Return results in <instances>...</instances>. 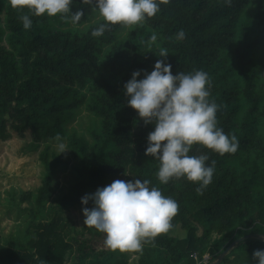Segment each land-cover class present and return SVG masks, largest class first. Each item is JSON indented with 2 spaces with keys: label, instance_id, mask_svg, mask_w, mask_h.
Returning a JSON list of instances; mask_svg holds the SVG:
<instances>
[{
  "label": "trees",
  "instance_id": "trees-1",
  "mask_svg": "<svg viewBox=\"0 0 264 264\" xmlns=\"http://www.w3.org/2000/svg\"><path fill=\"white\" fill-rule=\"evenodd\" d=\"M160 11L123 39L113 25L103 36L53 28L51 17L34 16L27 7L0 0V139L9 131L28 134L34 148L63 139L75 110L84 108L97 119L91 141L75 134L67 148L77 162V180L54 198L52 177L61 157L40 152L44 176L34 198L22 241L0 245V264H256L253 252L264 249V0H158ZM87 0H73L82 9V25L92 13ZM32 25L24 29L21 17ZM253 19L261 38H248L246 21ZM183 40L176 38L179 30ZM155 33L157 40L147 41ZM168 50L172 71L203 70L210 79V100L219 106L218 127L235 134L234 154L219 155L200 145L191 154L205 153L215 161L212 181L202 191L187 179L161 184L159 162L145 156L147 135L153 130L129 107L124 84L136 70L150 72L159 49ZM144 71L138 79L143 78ZM148 179L178 203L172 227L144 244L140 251L111 250L104 234L83 225L70 237L59 215L69 204L113 180ZM31 194L22 196V201ZM183 236L177 234V230ZM215 238L211 239V236ZM103 242L96 249L93 243ZM232 247L229 256L222 254ZM129 255L136 257L129 263ZM194 256L196 258H194Z\"/></svg>",
  "mask_w": 264,
  "mask_h": 264
},
{
  "label": "clouds",
  "instance_id": "clouds-1",
  "mask_svg": "<svg viewBox=\"0 0 264 264\" xmlns=\"http://www.w3.org/2000/svg\"><path fill=\"white\" fill-rule=\"evenodd\" d=\"M13 6L27 7L34 16L46 15L77 24L84 11H73V0H11ZM92 11L102 18L92 29L93 37L103 36L113 25L135 26L152 18L160 11L158 0H87ZM230 2V0H226ZM24 29L32 19L21 17ZM185 36L181 29L178 40ZM157 40L153 33L146 42L150 47ZM169 53L159 49V59L150 72L136 70L124 84V95L145 125L153 130L147 135L145 156L159 162L157 178L161 184L184 178L202 191L212 181L215 161L206 163L205 153L191 154L194 145L210 149L219 155L234 154L239 141L235 134L225 133L218 127L216 113L219 106L210 100V79L203 70L172 71L167 62ZM144 71L143 78L141 72ZM60 153L66 146L60 134L55 137ZM148 179H116L81 197L83 225L104 234V246L111 250L140 251L145 243L172 227V218L178 212V203L162 194L160 188L150 186ZM256 264H264V249L252 254Z\"/></svg>",
  "mask_w": 264,
  "mask_h": 264
},
{
  "label": "rangeland",
  "instance_id": "rangeland-1",
  "mask_svg": "<svg viewBox=\"0 0 264 264\" xmlns=\"http://www.w3.org/2000/svg\"><path fill=\"white\" fill-rule=\"evenodd\" d=\"M99 21H102V18L92 11L88 20L79 26L70 21L62 20L58 16L51 17L49 25L53 28L85 32L89 26ZM142 24L144 22L135 26L120 27L114 35L118 39H123L129 32ZM244 32L250 39L261 38L262 36L253 19L246 21ZM258 54L264 59V49H261ZM97 127V119L91 113L83 107L75 110L73 120L67 124L65 136L62 139L66 150H68L67 137L75 134L90 142L91 132ZM46 146H48L49 153L61 157L51 181L55 192L53 197L56 198L65 194L69 185L77 180V162L70 155L69 150L60 153L56 139L42 142L35 149L28 134L20 138L10 131L8 138L0 139V245L11 246L13 241H22L24 238L30 210L35 209L36 191L44 176V167L39 154ZM27 193L31 194V199L22 201V196ZM59 215L63 221L67 222L66 229L70 233V237L75 236L74 232H79L83 227L84 217L82 208L79 206L69 204ZM177 234L179 236L184 235L180 229L177 230ZM213 238L215 236L212 235L211 239ZM93 245L96 249H100L103 247V242L93 243ZM231 248V246L227 248L223 256H229ZM205 257H207L206 261L209 262V256L205 255L203 259ZM129 258V263L136 259L132 255H129ZM73 259L74 247L66 253L65 263L71 264Z\"/></svg>",
  "mask_w": 264,
  "mask_h": 264
},
{
  "label": "built area",
  "instance_id": "built-area-1",
  "mask_svg": "<svg viewBox=\"0 0 264 264\" xmlns=\"http://www.w3.org/2000/svg\"><path fill=\"white\" fill-rule=\"evenodd\" d=\"M194 258H196V257L194 256ZM206 259H207V257H205L201 261H198L197 264H208L207 261H206Z\"/></svg>",
  "mask_w": 264,
  "mask_h": 264
},
{
  "label": "water",
  "instance_id": "water-1",
  "mask_svg": "<svg viewBox=\"0 0 264 264\" xmlns=\"http://www.w3.org/2000/svg\"><path fill=\"white\" fill-rule=\"evenodd\" d=\"M225 253V252H224ZM224 253L222 254V256L224 255ZM220 260H217L216 262H214L213 264H219Z\"/></svg>",
  "mask_w": 264,
  "mask_h": 264
}]
</instances>
